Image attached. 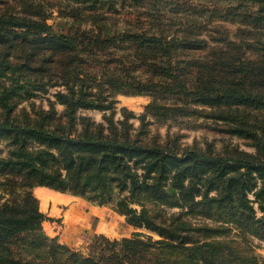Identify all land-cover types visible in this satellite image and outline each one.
Segmentation results:
<instances>
[{
	"label": "rangeland",
	"instance_id": "obj_1",
	"mask_svg": "<svg viewBox=\"0 0 264 264\" xmlns=\"http://www.w3.org/2000/svg\"><path fill=\"white\" fill-rule=\"evenodd\" d=\"M41 1L42 12L55 29L68 27V21L71 20L69 15H72V12L77 15L98 13L107 17L109 21L116 18L117 22L103 30V35H114L116 39L104 41L102 43L105 45L104 50L95 48L92 53L89 50L81 51L84 65L88 70L79 75L85 78L82 85L91 93L89 97L97 98L101 106H77L71 117L65 115V104L60 100V94L67 93L69 88L61 81H55L56 76L49 74L52 62L40 58L31 60L29 69L14 71L0 69V119L6 115L10 120L20 123H37L40 119L45 123V127L61 126L64 129L72 127L76 130L82 129L86 122H89L91 128L100 125L105 134H111L113 131L119 135L128 134L130 138L140 143H156L178 155L189 149H197L225 157L258 156L256 137L263 133L264 108L235 103L229 99H222L214 105L203 103L192 94V89L184 87L183 84L182 87L178 84L171 85L172 90L161 87L163 93L159 92L158 96L150 92H116L111 81L119 84L134 80L131 86L135 87L139 79L142 80L148 75L144 73V67L138 64L135 53L138 46L144 45V42L141 40L136 42L124 33L129 28L137 31V25L138 31L141 30L140 23H136V26L132 25V20L137 19H152L150 23L152 25L145 28L150 30L146 33L147 36L153 32H156V35L162 32L166 34L167 39H176L172 66H175L176 61L179 60L202 59L205 55L206 58H210L216 51L223 52L227 49L231 51L230 46L234 43L250 48L247 53L250 60H259L261 47L264 46L260 44L261 41L264 43V33L259 30L262 27L260 24L242 21L239 18L244 9L248 7L257 9V5L260 4L254 0ZM2 7L3 4L0 5L1 9ZM155 17L167 24L157 23ZM256 26L259 28L257 29L259 37L242 30L244 28L255 30ZM79 28L85 32L90 28L98 32L97 27L90 24H82ZM9 36L12 37V34ZM257 38L259 41L256 40ZM9 43V40L0 41V54H7L5 59L12 64L26 62L28 57L25 59L24 54L29 53L32 47L28 43L9 47ZM44 53H46L44 56L49 54ZM57 53L59 52L54 51L53 56ZM183 65L188 68L187 63ZM185 70L189 71L182 74L184 76L180 79L191 77L195 80L190 69ZM252 73L254 81L251 85L252 91L264 97V74L257 75L254 71ZM195 82L189 80L186 84L192 86ZM73 87L79 89L80 83H76ZM7 89L12 91L7 92ZM3 94V98L9 103L8 112L2 104ZM246 112L250 119L249 123L253 125L249 135L243 134L238 127L234 130L236 120L245 121L242 117ZM26 139L29 146L45 145L44 141L33 136ZM13 140L12 136L0 132V159L10 157L9 151ZM129 163L136 168L139 176H144L141 163L136 164L132 160ZM226 167V165L200 164L194 169L188 168L181 181L189 187L187 189H191L193 195H183L178 189L168 187L164 183L157 187L152 186L144 192L135 191L134 196L140 201L130 200V205L138 210L144 205L157 222L164 221L169 225L183 223L184 230H178L176 234L183 236L185 241L173 234L171 240L175 242L183 240L186 245L192 246L197 242L214 239L234 240V244L244 246V248L240 247L242 253L247 252L250 256L261 259L264 257V228L261 226V221L252 223L251 219L259 220L264 216V210L260 207L264 205V200L262 201L258 195L264 197V192H260L262 179L253 172L256 176L254 184L245 187L249 177L243 176L245 188L239 199L244 200L245 196L246 203L251 209H244L235 201L213 199L212 197H222L221 195L228 193V189H233L234 186L221 189L222 182H218V186H209L205 191L206 176L218 171L230 174L244 170L242 167L229 170ZM8 168L0 167V181L5 178L10 179L15 188L11 193L0 185V203L11 199L21 203L23 194L19 193L21 189L15 182L19 178ZM173 171L174 169H170L166 174ZM158 172L157 169H153L147 173L148 181L153 182V176ZM40 185L49 188L51 193L57 191L68 194L72 199L65 204L59 201L52 205L51 199L41 204L40 194L37 193ZM195 187L199 189L194 191ZM30 190L38 199L39 210L44 214L41 223L43 230L48 235L56 237L59 242L82 253L89 251L92 237L97 234L118 240L133 236L148 241L169 239L166 233L161 234L143 225H134L125 213L116 209L119 205L118 200L124 195H129L127 188L119 191L117 186L114 187L111 198L105 203H98L44 184L33 185ZM176 251V249L172 253L159 251L157 255L173 259L175 254H180L175 253ZM151 256L150 252L145 253V257L150 258H143V264H151L153 261Z\"/></svg>",
	"mask_w": 264,
	"mask_h": 264
},
{
	"label": "trees",
	"instance_id": "obj_2",
	"mask_svg": "<svg viewBox=\"0 0 264 264\" xmlns=\"http://www.w3.org/2000/svg\"><path fill=\"white\" fill-rule=\"evenodd\" d=\"M254 1L260 4L257 5V9L249 7L244 9L239 19L260 24L261 29L257 26L255 30L242 29L259 37L257 29L264 33V0ZM10 2L0 0V5L3 4L2 9L0 8V41L9 40V47L28 43L32 49L24 54L25 59L28 57L27 61L18 64H12L5 59L7 54H0V69L12 71L29 69L31 60L45 59L52 62L49 74L56 76L55 81L59 80L69 88L67 93L60 94V100L65 104V115L71 117L77 106H101L97 98L89 97L91 93L82 85L85 78L79 75L88 70L84 65L81 51L89 50L92 53L95 48L104 50L105 45H102L104 41L116 39L114 35H103L106 27L109 28L117 22L116 18L109 21L107 17L98 13L77 15L72 12V15H69L71 20L68 21V27L55 29L42 12L41 0L37 2L10 0ZM158 19L155 17L157 23L167 24L162 19ZM136 23H140V31L137 25V31L129 28L123 32L136 42L140 40L144 42V45H137L138 49L135 53L139 62L137 63L144 67V73L148 75L142 80L139 79L135 87L131 86L134 80L119 84L111 81V85L115 86L114 91L150 92L158 96V93L163 91L161 87L172 90L171 85L178 84L182 87L183 84L184 87L192 89V94L203 103L214 105L222 99H229L235 103L264 108V97L253 92L251 87L254 83L252 72L257 75L264 74V46L261 47L259 60H250L247 54L250 48L234 43L230 46L231 51L228 49L223 52L216 51L210 58H206L205 55L202 59L179 60L176 61L175 66H172L176 39H167L166 34L162 32L157 35L156 32H151L152 34L147 36L146 33L150 30L145 28L152 25L151 18L132 20L133 26H136ZM82 24L93 25L97 27L98 32H94L92 28L88 32L82 31L79 28ZM9 34H12V37ZM256 40L259 41L258 38ZM260 44L264 43L261 41ZM54 51L59 53L53 56ZM44 52L49 53L48 56H44L46 54ZM130 61L133 63L132 60ZM183 63H187L195 80L191 77L180 79L184 76L182 74L189 71L185 70L188 68ZM189 80L196 82L192 86H187L186 82ZM76 83H80L79 89L73 87ZM12 89H7V92H11ZM3 96L4 94L1 96L2 104L8 112L9 103ZM242 118L245 121L236 120L234 130L238 127L243 134L249 135L253 125L249 123L247 112ZM44 124L40 119L37 123L15 122L7 115L0 119V132L14 139L9 151L10 157L0 159V167H9V171L17 174L19 179L15 182L21 189L19 193L23 194L21 203H16L12 199L0 203V264H143V258H150L145 257L147 252L152 254L151 264H264V257L259 259L250 256L247 252L242 253L240 249L244 246L234 244V240L214 239L188 246L184 242L185 238L176 234L178 230H184L183 223L169 225L164 221L157 222L144 205L139 210L130 205V200L140 201L134 196L135 191L144 192L152 186L157 187L164 183L168 187L178 189L183 195H193L191 189H187L189 187L181 180L188 168L194 169L200 164H208L226 165L228 170L235 167L244 168L235 173L218 171L206 176L205 191L209 186H218V182H222L221 189L234 186L233 189H228V193L221 195L222 197L212 198L226 199L227 202L235 201L242 208L251 209L246 203L245 196L244 200H240L239 196L243 195L244 188L248 184H254L256 176L253 172L262 179L260 192H264V127H262V135L256 137L258 156L250 158L241 155L243 157L239 158L225 157L197 149H189L178 155L156 143H140L130 138L128 134L119 135L115 131L105 134L100 125L91 128L89 122H86L80 130L72 127L64 129L61 126L49 128ZM29 136L44 141L45 145H27L26 138ZM131 160L136 164L141 163L143 173L145 172L143 177L139 176L136 168L130 165ZM153 169L159 172L153 176V182H149L146 174ZM170 169L174 171L166 174ZM244 175L249 177L245 187H243ZM36 184L49 185L98 203L107 202L114 187L117 186L119 191L127 188L129 195H124L118 200L119 205L116 209L125 213L134 225H143L161 234L166 233L169 239L148 241L133 236L118 240L97 234L92 237L87 253L72 249L43 230L41 223L44 214L39 210L38 199L30 190ZM0 185L11 193L14 192L15 187L10 179L1 180ZM198 189L199 187H195L193 190ZM258 195L263 201L264 197ZM260 207L264 210V205ZM257 221H261V226L264 228V216L259 220L251 219L252 223ZM204 231H207L206 227ZM173 234L184 241L171 240ZM175 249L177 250L175 253L180 254H175L173 259L157 255L159 251L172 253Z\"/></svg>",
	"mask_w": 264,
	"mask_h": 264
},
{
	"label": "crops",
	"instance_id": "obj_3",
	"mask_svg": "<svg viewBox=\"0 0 264 264\" xmlns=\"http://www.w3.org/2000/svg\"><path fill=\"white\" fill-rule=\"evenodd\" d=\"M37 193L40 194L39 199L41 200V204H45L50 199L53 201V203H51L52 205H54V203L57 204L59 201H62L63 204H65V202L71 201L72 199L71 196L63 192L56 191V193H51L49 188L41 185L39 186ZM76 203L80 204L79 202Z\"/></svg>",
	"mask_w": 264,
	"mask_h": 264
}]
</instances>
